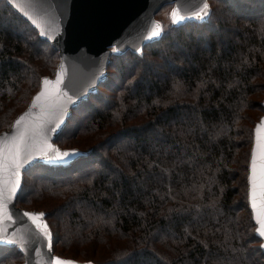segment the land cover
I'll return each instance as SVG.
<instances>
[{
    "label": "trees",
    "instance_id": "1",
    "mask_svg": "<svg viewBox=\"0 0 264 264\" xmlns=\"http://www.w3.org/2000/svg\"><path fill=\"white\" fill-rule=\"evenodd\" d=\"M208 4L205 20L173 23L141 53L113 54L106 82L72 110L55 141L81 155L70 166L24 172L17 206L46 214L55 256L81 264H264L249 192L264 116V0ZM61 62L0 0V134ZM25 258L19 246L0 245V264Z\"/></svg>",
    "mask_w": 264,
    "mask_h": 264
},
{
    "label": "water",
    "instance_id": "2",
    "mask_svg": "<svg viewBox=\"0 0 264 264\" xmlns=\"http://www.w3.org/2000/svg\"><path fill=\"white\" fill-rule=\"evenodd\" d=\"M7 1L33 24L43 40L51 42L60 52L62 62L59 69L53 78L47 79L55 82L58 73H60L59 89L64 95L42 100L36 107L32 106V102L30 108L21 116H24L25 113H30V115L19 126L15 122L10 131H4L0 134V148L8 147L18 130L24 131L27 128L30 137L29 147L25 148L21 155L22 166L18 170L19 186L15 188L11 196H9V188L16 177L11 175V170L7 166L3 171H0V190L3 192L7 214L12 217L11 220L7 219V216L0 220V237L3 238L0 239V245L19 246L26 256L25 264H53L51 258L57 256L53 250L52 232L49 240L42 234V230L24 215L26 212L33 211L17 206V199L23 186L24 172L36 164L70 166L81 155L78 150L65 151L60 149L55 141L63 131L72 110L82 102L88 101L93 94L98 92L99 86L106 82L113 46H117L119 53L129 49L141 53L145 44L154 42L159 38V36H152L151 30L154 27L155 15L168 4L175 3L176 8H179L181 14L186 17L179 23L203 21L208 16L209 9L208 14L203 18H196L192 13L199 11L205 0ZM206 2L208 3V0ZM43 88L44 85L42 84L40 92ZM262 124H264V116L255 128L252 156L257 151L256 130ZM33 130H35V135ZM41 131L48 143L61 152L75 151L76 154L61 160L56 159L55 153L49 150L48 154L52 157L51 159L41 156L36 150L41 140L39 134ZM260 136L264 142V127L261 128ZM4 155L7 157V153ZM257 163L259 166V154L257 155ZM251 175L252 159L250 166V204ZM252 212L258 229L259 225L255 220L253 209ZM43 219L47 222L46 215ZM256 236L262 241L261 249L264 253V237H260L257 230ZM8 241H14V243H8ZM49 242L51 248L48 247ZM75 264L81 263L75 262Z\"/></svg>",
    "mask_w": 264,
    "mask_h": 264
},
{
    "label": "snow or ice",
    "instance_id": "3",
    "mask_svg": "<svg viewBox=\"0 0 264 264\" xmlns=\"http://www.w3.org/2000/svg\"><path fill=\"white\" fill-rule=\"evenodd\" d=\"M209 4L206 2L203 3L201 9L199 11L193 12L192 15L196 18H203L205 15L208 14ZM23 10V9H22ZM171 20L173 23H179L180 21L186 19L184 15L181 14L179 8H175L172 10ZM35 22V21H34ZM163 28V25L160 22H155L154 27L151 30L152 36H159L160 32ZM43 34V33H42ZM60 73H58V78L55 82L50 81L47 78H44L43 90L35 97L33 101V107H36L38 103L42 100H47L52 97H59L60 95H64L60 89L59 85L61 83ZM42 106V105H41ZM30 113H25L24 116H21L17 121L16 125L19 126L22 121L25 120ZM264 127V124L257 127V151L253 153L252 156V175H251V182H252V189H251V207L255 214V220L259 225L257 231L260 237H264V142H262V138L260 136L261 128ZM33 134L35 135V130H33ZM41 135V140L39 143L38 148L36 149L39 151L41 156H45L49 159L52 157L49 156V150L55 153L56 159H64L69 157L70 155L76 154L75 151L73 152H61L58 148H55L52 144L48 143L47 138L43 136L42 131L39 133ZM30 137L28 136L27 128L24 131H19L12 137V141L10 145L6 148H0V171H3L5 167L11 170V175L16 177L13 181L11 187L9 188V196L15 191V188L19 186V168L22 166V159L21 155L25 148L29 147L28 141ZM5 153H7V157H5ZM259 154V166L257 163V155ZM25 216L29 217L32 222L37 226V228L42 230V234L49 238H51V230L47 222L43 219L46 215L43 212L40 213H33V212H26L24 213ZM5 216L7 219L11 220V215L7 214V206L3 199V192L0 190V220H2ZM0 239H3L0 237ZM8 243H14V241H8ZM51 248V243L49 242L48 245ZM131 255V254H130ZM53 264H75L74 261L65 260L60 257H53L51 258Z\"/></svg>",
    "mask_w": 264,
    "mask_h": 264
},
{
    "label": "rangeland",
    "instance_id": "4",
    "mask_svg": "<svg viewBox=\"0 0 264 264\" xmlns=\"http://www.w3.org/2000/svg\"><path fill=\"white\" fill-rule=\"evenodd\" d=\"M175 8H176V4L173 3L170 7L161 11V13L158 16H156V18L154 19V23L158 21V22H160L161 25H163V28L160 32L159 37L162 36L164 33H166L168 31L169 27L173 24L170 14H171L172 10ZM111 51H112V55L117 54V46H113ZM113 59L115 60V58H113Z\"/></svg>",
    "mask_w": 264,
    "mask_h": 264
}]
</instances>
